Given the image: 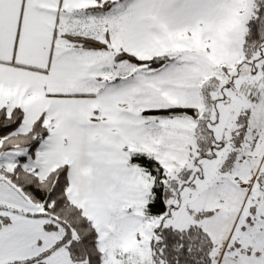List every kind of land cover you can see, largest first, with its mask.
Here are the masks:
<instances>
[{
	"label": "snow or ice",
	"instance_id": "6c2138e0",
	"mask_svg": "<svg viewBox=\"0 0 264 264\" xmlns=\"http://www.w3.org/2000/svg\"><path fill=\"white\" fill-rule=\"evenodd\" d=\"M0 264H264V0H0Z\"/></svg>",
	"mask_w": 264,
	"mask_h": 264
}]
</instances>
